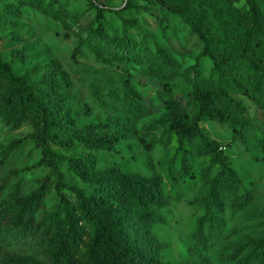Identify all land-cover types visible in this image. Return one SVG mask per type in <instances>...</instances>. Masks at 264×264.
<instances>
[{
	"label": "rangeland",
	"instance_id": "1",
	"mask_svg": "<svg viewBox=\"0 0 264 264\" xmlns=\"http://www.w3.org/2000/svg\"><path fill=\"white\" fill-rule=\"evenodd\" d=\"M188 1L0 0V61L16 77L28 75L39 84L42 98L37 100L50 108L68 131L65 147L46 140L63 174V195L73 201L75 189L92 188L67 169L63 157L69 154L90 158L100 170L158 174L162 178L158 195L162 197L163 213L161 224H155L152 233L156 243L163 246V260L170 264H237L247 248L232 258L234 249L264 237V110H258L244 96H234L248 119L245 142L233 139L226 123L198 122L205 136L226 155L238 180L223 177L197 139H191L185 151L177 149L175 137L164 144L162 101L172 94L185 105L195 80L206 77L212 66L204 48L203 25L183 17ZM195 1L203 7L206 21L213 18L221 22L227 40L240 32L242 19L228 15L220 3L232 4L242 15L243 0ZM97 7L103 10L106 30L123 36L145 33L143 38L150 51L134 53V47L102 41L86 32L84 23ZM155 45L162 47L172 61L163 60ZM124 54L135 57L129 62L125 57L119 60ZM145 63L157 71H146ZM126 81L137 95L123 92ZM8 93L0 73V176L8 179L5 194L14 184L28 192L50 173L41 146L32 137L33 131L41 127L42 108L36 109L39 124L28 118L16 127L9 120L12 111L6 103ZM127 107L140 111L136 122L126 118ZM105 121H114L123 139L113 151L86 143L84 130ZM13 141H20L16 149L9 148ZM6 151L7 160L2 162ZM215 178L220 179L221 195L215 219L203 227L201 243L193 234L196 219L204 209L198 200L213 186ZM98 191L104 192L105 188L99 187ZM59 197L52 190L45 199L46 209ZM118 215L124 217L125 232L140 248L146 250L155 244L141 234L134 219L121 211ZM0 231L3 241L16 253L15 258H25L31 264L47 261L31 236Z\"/></svg>",
	"mask_w": 264,
	"mask_h": 264
},
{
	"label": "trees",
	"instance_id": "2",
	"mask_svg": "<svg viewBox=\"0 0 264 264\" xmlns=\"http://www.w3.org/2000/svg\"><path fill=\"white\" fill-rule=\"evenodd\" d=\"M185 5L189 8L182 10L184 19L188 22L197 20L203 25L204 48L212 66L206 77L195 80L185 105L172 94L162 101L160 118L166 124L164 144L168 145L175 137L177 149L185 151L191 139H197L219 168L220 174L238 180L226 155L218 150L216 142H211L205 136L198 122L213 120L226 123L232 129L233 139L245 142L249 130L248 119L244 118L243 106L234 96H244L258 110H264V0H243L242 15L232 4L220 3L228 15L234 14L242 19L240 32L230 40L226 39L221 22L213 18L205 20L203 7L199 3L190 0ZM102 11L97 7L93 17L84 23L86 32L96 34L102 41L112 40L119 46L134 47V53L150 51L143 38L145 33L123 36L120 32L106 30ZM154 49L163 60L172 61L162 47L155 45ZM124 57L129 62L135 56L124 54L119 60ZM145 64L146 71H157L151 64ZM0 73L9 89L6 103L12 111L9 120L14 126L28 118L38 120L39 124L36 109L42 108L41 127L33 131L32 137L41 146L50 170L38 181L37 187L28 192H23L18 184H14L5 194L8 179L5 175L0 176V229L21 237L31 236L46 255L47 261L42 264H170L163 260V246L156 243L152 233L153 226L162 222L163 202L158 195L161 176L120 173L115 169L100 170L90 158L69 154L63 157L67 169L84 184L92 186L89 189H75L74 200H69L60 191L64 187L63 174L52 150L46 145L49 139L65 147L68 140L66 127L50 108L37 100L42 98V92L31 76L16 77L11 68L1 61ZM122 90L137 95L129 81L123 84ZM143 105L146 108L150 106L145 102ZM127 113L126 118L132 122L141 116L134 107H127ZM84 135L86 143L108 151L115 150L119 141L123 140L115 130L114 121L93 123L84 130ZM19 142H11L9 148L16 149ZM3 157L2 162H5L7 151ZM219 184L220 179L215 178L213 186L198 200L204 209L196 219L193 234L201 243L203 227L215 219L217 201L221 195ZM99 187L105 188V191H98ZM52 190L60 197L46 209L45 199ZM119 211L134 219L141 234L155 244L144 250L134 243L125 232L124 217L118 215ZM246 248V255L238 259L237 264H264V237L239 244L232 258L239 256ZM15 256L16 253L0 234V264H31L25 258L17 259Z\"/></svg>",
	"mask_w": 264,
	"mask_h": 264
}]
</instances>
